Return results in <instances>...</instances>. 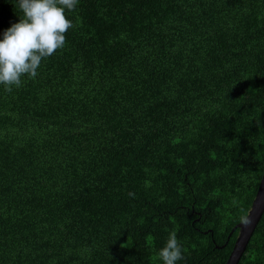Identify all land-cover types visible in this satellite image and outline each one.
Instances as JSON below:
<instances>
[{"label": "trees", "instance_id": "16d2710c", "mask_svg": "<svg viewBox=\"0 0 264 264\" xmlns=\"http://www.w3.org/2000/svg\"><path fill=\"white\" fill-rule=\"evenodd\" d=\"M22 14L0 0V39ZM0 86V264H226L264 173V0H80ZM238 264H264V213Z\"/></svg>", "mask_w": 264, "mask_h": 264}, {"label": "clouds", "instance_id": "9594fccd", "mask_svg": "<svg viewBox=\"0 0 264 264\" xmlns=\"http://www.w3.org/2000/svg\"><path fill=\"white\" fill-rule=\"evenodd\" d=\"M79 3L80 0H16L22 15L0 39V86L6 92L20 89L25 78L35 80L42 63L67 46V34L75 27L68 13L75 12ZM239 222L248 227L252 220L241 215ZM156 258L161 264H178L184 259L175 230L169 233Z\"/></svg>", "mask_w": 264, "mask_h": 264}, {"label": "water", "instance_id": "95a60500", "mask_svg": "<svg viewBox=\"0 0 264 264\" xmlns=\"http://www.w3.org/2000/svg\"><path fill=\"white\" fill-rule=\"evenodd\" d=\"M263 213H264V173H263L256 197L253 201L252 208L248 214V216L251 217L252 223L248 227H244L239 223L232 230V233H233L236 229H239V235L237 237L233 250L226 264H238L239 263L241 257L246 251L248 243L258 223L260 222L263 216Z\"/></svg>", "mask_w": 264, "mask_h": 264}]
</instances>
